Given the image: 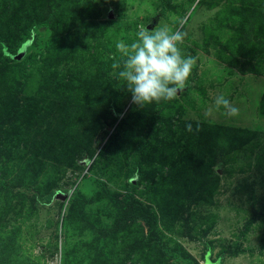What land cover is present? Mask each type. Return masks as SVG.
<instances>
[{
    "label": "rangeland",
    "instance_id": "rangeland-1",
    "mask_svg": "<svg viewBox=\"0 0 264 264\" xmlns=\"http://www.w3.org/2000/svg\"><path fill=\"white\" fill-rule=\"evenodd\" d=\"M165 25L196 63L139 107L116 43ZM0 43V264H264V0H0ZM99 181L153 214L163 248L140 212L103 234L117 206ZM75 192L85 222H65Z\"/></svg>",
    "mask_w": 264,
    "mask_h": 264
},
{
    "label": "clouds",
    "instance_id": "clouds-1",
    "mask_svg": "<svg viewBox=\"0 0 264 264\" xmlns=\"http://www.w3.org/2000/svg\"><path fill=\"white\" fill-rule=\"evenodd\" d=\"M136 35L131 44L123 40L116 43L121 54V61L113 65L120 69L117 78L139 107L174 99L186 86L196 63L195 57L186 56L179 47L185 33L165 25L151 31L141 26ZM214 105L229 116L238 115V108L224 94L214 98ZM186 131H192L191 125Z\"/></svg>",
    "mask_w": 264,
    "mask_h": 264
},
{
    "label": "trees",
    "instance_id": "trees-1",
    "mask_svg": "<svg viewBox=\"0 0 264 264\" xmlns=\"http://www.w3.org/2000/svg\"><path fill=\"white\" fill-rule=\"evenodd\" d=\"M16 19H21V17H16ZM41 20H39V22ZM22 46H25V43L22 44ZM22 46L17 50V53L22 48ZM0 47H4L2 45V43H0ZM16 54H12L11 57L14 58V55H16ZM24 55H25V53H24ZM24 55H23V57H24ZM23 57L21 59H23ZM14 59H16V58H14ZM21 59H16V60H21ZM26 65L27 64L22 63L21 65L16 66V69H17V71L19 73V76L22 79L25 77ZM116 96H117V93L113 92L107 99H105L104 102H105V104H106V106L108 108H113V104H114L113 101L115 100ZM166 102L167 101H161L160 103H156V105L158 107H160L163 104H165ZM154 106H155V104H154ZM118 124H117V126H118ZM112 133H114V130H112ZM44 145L46 147H49L51 144H50V142H46ZM87 147L88 146H86L85 148L87 149ZM66 150H69L68 147H64L63 146L62 150H61V153L67 152ZM56 151H58V152L56 153ZM59 151L60 150H58V148L56 147L55 148V153L57 155L60 153ZM192 174H193V171H192ZM195 174L197 176H199L201 181H204V182H202L200 184L202 187H204V185H207V184H210V183L211 184L214 183L215 182L214 180L216 179V171L212 170V169H209V167H206L205 169L199 171V173H195ZM99 183H100V186H101L102 191L105 194V196L107 198H109L111 200V202L114 203L117 206V215H115L114 221H113L112 225L109 226L108 229L101 230L103 232V234H107L108 235V234L114 232L115 230H117L126 221L127 217H130L131 213L134 214V213L140 212L143 215L144 219H145L146 225L148 226L147 227V234L143 238V242L145 244H150L151 242H153L158 248H160V249L163 248L162 246H159V238L154 237L155 218H154L153 214L150 213L149 211L143 209V207L140 204L136 203L133 200L131 194L127 193L122 198L119 199V198L116 197V195L114 193H112L107 188L105 182L99 181ZM3 186H5V185H3ZM129 186H130V188H133L134 184L131 183V184H129ZM54 194H55V191L50 189L49 192L44 197L45 201L48 202L51 199H53ZM84 208H85V203H84L83 196L79 192H75L72 195L71 205H70L68 213L65 216V219H66L65 222H68V221H70V222L73 221V223L74 222H76V223L85 222V219L83 217ZM90 226L92 227V225H90ZM165 250H166V252L168 254H171V255L178 256V257L182 258V256L175 250H171V249H168V248H166ZM206 262L208 263L207 259H206Z\"/></svg>",
    "mask_w": 264,
    "mask_h": 264
},
{
    "label": "water",
    "instance_id": "water-1",
    "mask_svg": "<svg viewBox=\"0 0 264 264\" xmlns=\"http://www.w3.org/2000/svg\"><path fill=\"white\" fill-rule=\"evenodd\" d=\"M25 53V46H22V48L18 51L16 55H14V58L21 59ZM207 264H210L209 262Z\"/></svg>",
    "mask_w": 264,
    "mask_h": 264
}]
</instances>
